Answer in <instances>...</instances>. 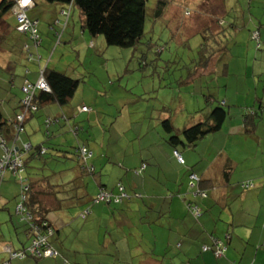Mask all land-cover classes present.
<instances>
[{"label": "crops", "instance_id": "crops-1", "mask_svg": "<svg viewBox=\"0 0 264 264\" xmlns=\"http://www.w3.org/2000/svg\"><path fill=\"white\" fill-rule=\"evenodd\" d=\"M215 61L198 70L194 81L216 74ZM223 68L222 74L226 66ZM25 75L23 85L26 81L37 83L40 78L30 70ZM257 82L253 80V86L248 85L245 90L238 89L234 97L224 93L221 102L229 107L230 119L219 132L200 141L194 149L174 148L168 143L169 136L161 121L169 114L172 117V112H157V117H151L154 124L142 122L137 145L122 148L120 138L90 145L79 141L80 131L85 133L87 128L86 122H97L84 99L76 101L74 97L67 109L56 104L43 105L36 115L28 117L25 133L17 142L34 146L46 143V138H39V132L45 135L42 121L52 119V125L46 127L51 132V146L73 153L78 147L84 148L91 154L87 161L95 173L83 172L73 154L54 152L55 158L73 157L71 166L57 175L53 171L56 176L51 178V183L37 173L31 176L35 200L42 203L56 229L52 245L60 256L48 258L53 261L27 258L14 262L10 258L6 248L18 251L29 246L30 240L27 227L16 214L17 205L15 210L9 209L8 202L0 197L3 212L9 214L8 218L2 217L0 226L8 221L18 240L16 249L0 241V264H264V93ZM186 84L183 79L180 89L184 90ZM249 90L255 91L254 101L240 103L246 91L250 95ZM177 93L179 110L196 113L193 98L187 97V106L183 92ZM261 105L263 110L259 111ZM83 107L88 112H82ZM19 111L15 109L7 118H14ZM200 118L184 121L179 129L177 119L172 117L174 133L181 137L184 129ZM79 120H82L80 127L73 125ZM11 133L13 129L5 135L8 147H13L15 142L11 143ZM176 151L184 157V165L178 163ZM3 153L0 148V158ZM32 161L35 159L29 163ZM227 172L230 174L226 178ZM192 173L201 179L199 183H193ZM245 182H252L255 188L244 190L241 183ZM16 183L21 191L18 180ZM102 191L115 195L123 192L125 197L119 204L94 203ZM190 206L197 207L200 216H194ZM53 210H59L62 215L52 218ZM86 211L88 214L82 217ZM72 227H79L75 235L70 230ZM215 240L226 247L220 258L215 256Z\"/></svg>", "mask_w": 264, "mask_h": 264}, {"label": "rangeland", "instance_id": "rangeland-1", "mask_svg": "<svg viewBox=\"0 0 264 264\" xmlns=\"http://www.w3.org/2000/svg\"><path fill=\"white\" fill-rule=\"evenodd\" d=\"M156 4L157 0H148L145 35L130 48L109 46L103 36L93 39L83 30L81 13L76 7L69 22L61 15V5L37 0L35 8L27 11L31 19L38 20H31L38 24L36 39L19 34L10 15L11 30L7 35L4 23L0 24V108L4 115L11 117L15 109L19 110L20 101L25 98L22 88L26 72L41 76L45 68L80 81L75 100L84 99L97 118L96 123L86 122L85 133L80 131L79 141L86 145L114 138H120L122 148L137 145L140 124H154L151 117H157V112L163 110L171 111L182 129L184 121L207 113L205 96L213 95L218 103L224 99V93L234 97L238 89L253 86V80L258 81L264 93V0H172L159 19L152 18ZM56 19L59 21L51 25ZM212 54L211 59L217 62L216 74L194 81L196 66ZM225 66L226 73L222 74ZM183 79L187 81L184 90L180 89ZM179 90L186 96L187 106V97L193 98L196 113L179 110ZM249 92L250 95L246 91L240 97V103L254 101L255 91ZM82 120L73 125L80 127ZM42 125L46 130L44 120ZM39 134V138H46L43 132ZM46 145L50 153L29 163L28 176L37 173L41 178H53L71 166L73 159L55 158L56 148L48 142ZM115 163L120 166L118 161ZM16 181L7 176L0 190L1 199L8 202L6 207L13 210L20 193ZM2 208L0 202V222L2 217H9ZM51 213L52 218L62 215L59 210ZM78 228H70L73 235ZM0 241L15 249L18 246L8 221L0 226Z\"/></svg>", "mask_w": 264, "mask_h": 264}, {"label": "trees", "instance_id": "trees-1", "mask_svg": "<svg viewBox=\"0 0 264 264\" xmlns=\"http://www.w3.org/2000/svg\"><path fill=\"white\" fill-rule=\"evenodd\" d=\"M19 1L20 0H0V24L4 23L6 28L5 31L7 35L8 32L11 30V26L8 23V17L10 15H13L16 21V26H15L16 31L19 34L26 35L29 39H33L30 34H23L17 30L18 21L16 16L13 14V10L15 6L19 3ZM32 1L34 3V6L32 7L33 9L35 8L36 3L34 0ZM44 1L49 4L61 5L62 8L60 12L61 15H63L66 18V20L70 19L73 9L76 7L81 13L82 28L88 31V33L93 38L103 36L105 38L106 43L109 46H115L120 48L134 47L141 41V39L145 35V25L147 20V13H148V6H147L148 0H44ZM171 2L172 0H157L155 9H152L153 12L152 18H156V19L162 18L165 15V12ZM27 18L29 20H33L29 17L28 14H27ZM58 21L59 19L55 20L53 22V25H55ZM37 35H38V31H37ZM212 57L213 54L211 55L210 59H207L206 61H201L200 65L196 66L195 73L198 70L200 69L203 70L204 67H207L208 63L211 60H213L211 59ZM224 73H226V70H224ZM43 75L50 89V92L36 90L33 105L36 107L37 110L29 112V115L27 116L23 126L24 133H25V124L28 117L32 115H36L43 105L56 104L60 107H65L69 105L70 102L75 97L76 92L80 85V81L78 79H74L68 76L67 74L55 71L54 69L45 68V70L43 71ZM27 82L31 83L29 81H26V83ZM31 84H35V83H31ZM205 98H206V109H207L206 112H208L209 114L207 113L202 114L200 121H196L195 124L185 128L184 131L182 132L181 137L174 133V128L172 125V117L170 114L169 116H167V118L161 121L164 131L169 136L168 143L172 147L177 148L180 146H184L186 148L194 149L200 141H202L203 139L207 138L210 135L219 132L224 126V124L228 121V117L230 116L229 107L226 106L225 103L222 102L217 103L218 98L217 99L214 98V96L211 94L205 96ZM23 108L24 106L22 105V100H21L19 107L20 111L12 119H8L0 108V135L2 136L5 144H7L8 140L7 137L5 136L6 132H10V130L13 129V133H11V143H13L12 141L15 140L14 143L19 148L18 155L22 158V162H23L22 175L27 182L26 187L28 188V192L24 193L26 196L25 207L27 208L31 218L30 220L27 221V220H21L19 217V221L20 223L24 224L25 227H27L26 235L27 238L30 240L29 246L32 244V242H34V240L37 239L36 229H38V232H41V236L46 237L49 247L58 252L59 255L55 257L58 258L60 256V252L57 249H55L52 245L53 242L52 240L54 239L53 237L55 236L56 229L54 228L52 222L48 218V214L45 211L42 203L40 201L35 200L36 199L34 195L35 183L33 179L27 174V168L29 167L30 160L32 159L39 160L40 158H43L50 153L51 149L49 148V146L47 147L46 143L48 142V145H51L49 143V140L51 138V132L49 131V129L45 130V137L47 140L46 143L44 142L40 146H34L30 144L31 149L29 151H26L23 148L22 144L17 142L15 137L17 133L16 126L18 125L17 117L23 112ZM262 110H263V106L261 105L259 111ZM165 112L170 113L171 111L169 112L165 111ZM252 112L253 111L249 112V114L251 115ZM47 121L48 119L45 121V123L47 128H49L52 125L53 120L49 119V122ZM247 123H249V121ZM75 131L77 132L76 129ZM82 149H83L82 147H78L74 150L73 153L69 150H62V149L59 150L56 148L54 149V152L61 153L63 155L73 154L79 159V162L81 163L80 167L82 168L83 172L88 174H94L95 172L91 170L92 167L88 164V161L85 160V157L82 153ZM69 159H73V157H70ZM229 174H230L229 172L226 173V178L228 177ZM10 175L16 178L18 180V183L21 185V183L19 182L18 174L14 175V172H10V171H8L3 178H0V185L3 182H5L7 176ZM48 179L45 178V180L51 183V178L49 177ZM245 183H241V187ZM254 188L255 185L252 189ZM252 189H248V190H252ZM244 190L248 191L247 189ZM113 195L119 196L115 194ZM23 196L24 195H22L20 191L19 198H22ZM110 204H116V203L112 201ZM50 230L52 232L51 235H49ZM29 246L23 249L26 250ZM19 251L20 250L15 252H19ZM27 258H33L36 261L42 259H48L44 257L34 258L31 257V255L30 256L28 255V257L24 259ZM14 259L24 260L20 258H14Z\"/></svg>", "mask_w": 264, "mask_h": 264}, {"label": "built area", "instance_id": "built-area-1", "mask_svg": "<svg viewBox=\"0 0 264 264\" xmlns=\"http://www.w3.org/2000/svg\"><path fill=\"white\" fill-rule=\"evenodd\" d=\"M34 3L32 0H20L19 3L15 6L13 13L17 18L18 21V31L23 33V34H30L33 39L37 38V23L32 22L27 18V11L29 8L33 7ZM43 73L41 74L39 80L35 84L31 83H26L23 88L22 92L25 95V98L22 100V105L24 106L23 112L17 117V122L18 125L16 126V140L19 139V136L24 133V122L29 115L30 111H36V107L33 105L34 102V97H35V92L36 90H42L45 92H50V89L45 81V78L43 77ZM82 112H88L87 107L81 108ZM49 122V120L47 121ZM23 148L26 151H29L31 149L30 144H23ZM0 148L4 150V153L2 157L0 158V178H3L8 171L14 172V175L19 176V182L21 183V193L22 195L25 196L24 193L28 192L27 182L26 179L23 177V162L22 158L18 155L19 148L13 144V147H8L7 144H5L2 136L0 135ZM82 153L85 157V160L88 159L89 154L84 148L82 149ZM175 157L178 161L179 164L184 165L185 160L184 157L179 153L175 152ZM145 168V166H144ZM143 168V169H144ZM92 169V168H91ZM191 179L193 183H199L200 178L192 174ZM244 189H252L254 185L251 182L245 183L242 185ZM120 191H122V186L119 185ZM204 195V193H202ZM22 198H19L18 205L16 207V214L18 217H20L21 220H30V214L28 213L27 208L25 207V201H26V196ZM206 197V194L204 195ZM123 197H125V194L122 192L119 196H114L113 194L102 191L100 192L94 199L95 203H108L110 204L112 201L114 203L119 204L122 202ZM190 211L193 213L194 216L198 217L200 216V210L197 207H191L190 206ZM88 214V211H86L83 214V217ZM37 231V239L32 242V244L26 249H22L19 252L12 251L10 248H6L5 250L9 253L11 259L14 258H20L24 259L28 257V255L34 258H55L59 254L57 251L53 250L52 248L49 247L47 243V239L45 236H41V232ZM52 232L50 230L49 235H51ZM205 251L208 250V248H203ZM225 246L222 242L219 241H214V250H215V256L217 258H220L223 256L224 251H225Z\"/></svg>", "mask_w": 264, "mask_h": 264}]
</instances>
